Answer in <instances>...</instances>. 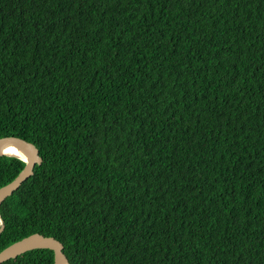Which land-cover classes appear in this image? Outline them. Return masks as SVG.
<instances>
[{
    "label": "trees",
    "instance_id": "obj_1",
    "mask_svg": "<svg viewBox=\"0 0 264 264\" xmlns=\"http://www.w3.org/2000/svg\"><path fill=\"white\" fill-rule=\"evenodd\" d=\"M4 137L42 163L0 252L37 233L69 264H264V0H0ZM25 166L0 156V188Z\"/></svg>",
    "mask_w": 264,
    "mask_h": 264
},
{
    "label": "water",
    "instance_id": "obj_2",
    "mask_svg": "<svg viewBox=\"0 0 264 264\" xmlns=\"http://www.w3.org/2000/svg\"><path fill=\"white\" fill-rule=\"evenodd\" d=\"M14 148L23 152L24 156H19L14 153L5 152L8 148ZM0 156H8L18 158L26 163L24 170L8 185L0 188V205L17 191L23 182L34 174L36 165L42 163V158L39 154L37 147L17 137H4L0 138ZM4 230V224L0 217V234ZM36 249H49L54 253V264H69L67 257L63 250L64 245L53 237H46L42 234H33L22 240H19L6 249L0 252V264L15 259L18 256Z\"/></svg>",
    "mask_w": 264,
    "mask_h": 264
},
{
    "label": "bare ground",
    "instance_id": "obj_3",
    "mask_svg": "<svg viewBox=\"0 0 264 264\" xmlns=\"http://www.w3.org/2000/svg\"><path fill=\"white\" fill-rule=\"evenodd\" d=\"M8 150V151H7ZM5 152H10V153H14V154H17L19 156H24L23 152L19 151V150H15L14 148L10 147L6 150H4Z\"/></svg>",
    "mask_w": 264,
    "mask_h": 264
}]
</instances>
